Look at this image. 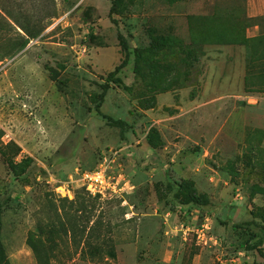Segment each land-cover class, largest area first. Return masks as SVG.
Here are the masks:
<instances>
[{
  "label": "rangeland",
  "instance_id": "374dc122",
  "mask_svg": "<svg viewBox=\"0 0 264 264\" xmlns=\"http://www.w3.org/2000/svg\"><path fill=\"white\" fill-rule=\"evenodd\" d=\"M232 1L123 0L114 23L110 0H0V240L9 264H264V93L244 90L245 46L195 44L192 65L163 50L155 58L176 63L172 76L149 63L135 73L130 54L116 74L130 88L110 81L99 98L123 56L118 31L131 50L148 47L149 28L190 44L198 32L188 16ZM249 1L246 15L264 11V0ZM7 12L42 32L14 50L24 33ZM104 159L128 180L119 196H91L77 180ZM184 180L208 203L187 200Z\"/></svg>",
  "mask_w": 264,
  "mask_h": 264
},
{
  "label": "trees",
  "instance_id": "16d2710c",
  "mask_svg": "<svg viewBox=\"0 0 264 264\" xmlns=\"http://www.w3.org/2000/svg\"><path fill=\"white\" fill-rule=\"evenodd\" d=\"M110 1L111 5L109 9V17L112 22L117 23L116 19L112 17V14L114 12H119L118 9L120 7V3H122L123 0ZM6 16L24 33L22 36L23 38L20 40L18 45L13 48L14 50H20L24 48L31 39L36 38L43 30V28L37 24L31 27L27 26L26 24L20 22L17 17L8 12L6 13ZM263 18L264 15L255 17L247 16L245 11V0H233L231 3L229 2L225 6L218 5L214 11L205 16H188V28L191 29V32H193V30L198 32L196 36L198 40H192L190 44H183L180 40H177L179 41V45L175 46L174 42L177 39L175 36L167 35L161 29L149 28L148 32L150 42L148 47H135L133 50H131L126 36L118 31L117 39L123 56L119 64H117L114 69L107 74L105 82L101 84L102 91L99 94V98L100 100L103 99L110 81L121 85L124 89L128 90L130 88L124 85L121 79L116 76V74L128 63L130 54L134 55L135 73L140 74L143 68L142 65L149 63L151 71L158 70L161 76L167 74L172 76V74L174 75V73H176V63L156 59V54L161 53L163 50H169L172 51V53L184 52L185 55L181 57V61H183L185 64L192 65L198 59L197 54L192 48V46L195 44L200 45V48L203 44H243L247 50L245 60V74L243 78L244 90L245 92L249 93H264V31L260 30V32L255 36H246L245 33L246 28L249 26L258 25L261 27V20ZM7 23L12 25L9 21H7ZM207 27L211 30V35L203 36L201 33L199 36V32H202V29H206ZM3 58L4 57H1L0 61L3 60ZM55 76L56 75H52V79H55ZM104 117H106L112 124L123 123L121 120H115L107 115H104ZM147 140L150 144H157L155 131L147 135ZM180 185L183 191L186 192L187 200L198 204L208 203V200L201 194H198L189 181L184 180ZM259 217L262 220L264 229V213H260ZM27 243L31 245L28 240ZM87 251L89 258L91 259L98 255L97 248L93 243L88 244ZM107 254L110 257H115V252L113 249H109ZM0 264H9L1 240Z\"/></svg>",
  "mask_w": 264,
  "mask_h": 264
},
{
  "label": "built area",
  "instance_id": "2783aa9c",
  "mask_svg": "<svg viewBox=\"0 0 264 264\" xmlns=\"http://www.w3.org/2000/svg\"><path fill=\"white\" fill-rule=\"evenodd\" d=\"M82 50L84 51L85 48L83 47ZM3 136L11 139V134L8 131ZM77 180L91 196H119L128 187V180L124 175L120 172L115 175L105 159L91 169L78 172Z\"/></svg>",
  "mask_w": 264,
  "mask_h": 264
},
{
  "label": "crops",
  "instance_id": "0c3cea01",
  "mask_svg": "<svg viewBox=\"0 0 264 264\" xmlns=\"http://www.w3.org/2000/svg\"><path fill=\"white\" fill-rule=\"evenodd\" d=\"M246 3H247V5H251V3H250V1L249 0H246ZM264 14V11L262 12V11H259L258 13H256V14H247V16H249V17H255V16H261V15H263ZM253 29H255L256 30V32L254 33V34H246V36H255V35H257L259 32H260V30H261V27L260 26H258V25H253V26H251ZM161 30L163 29V28H160ZM209 45H213V46H215V45H228V44H209Z\"/></svg>",
  "mask_w": 264,
  "mask_h": 264
}]
</instances>
